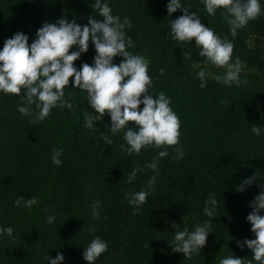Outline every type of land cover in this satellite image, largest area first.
<instances>
[{"label":"trees","instance_id":"obj_1","mask_svg":"<svg viewBox=\"0 0 264 264\" xmlns=\"http://www.w3.org/2000/svg\"><path fill=\"white\" fill-rule=\"evenodd\" d=\"M182 2L201 16L204 25L233 40L232 57L246 62L240 77L247 83L229 86L207 77L206 87H200L197 72L204 68L200 65L204 57L196 53L194 39L189 44L169 35L167 0H109L114 15L130 18L125 33L133 47L128 50L149 61L151 91H163L171 98L170 106L181 122L180 142L146 146L129 155L121 148L123 130L111 133L107 114L93 119L95 128L85 126V115L98 113L88 107L83 91L71 88V77L64 92L73 109L54 107L42 121L30 122L31 116L17 110V105L26 103L22 93L0 91V226H12L15 237L0 238V264H47V254L54 258L58 251L65 257L62 264H88L82 255L84 244L95 236L108 243L95 264H219L228 254L247 264L252 258L251 251L237 247L235 240L253 238L246 216L251 211L249 202L260 190L257 182L243 192L236 187L255 172L264 179V54L249 43L253 36L264 35V0L262 13L236 37L222 15L225 9L209 15L202 0ZM91 12L86 0H0V48L16 31L28 34L31 43L45 20L63 15L83 24ZM181 14L178 10L171 19ZM185 49L193 52L192 58L182 56ZM94 55L89 42L88 51L74 65L91 64ZM253 125L261 126L259 136L251 131ZM104 136L112 143L107 144ZM177 147L185 153L180 160L173 151ZM165 148L169 154L159 159L156 189L141 211L133 214L125 194L144 187L154 175L146 163ZM53 149H62L59 166L52 163ZM133 168L141 171L129 184L127 174ZM21 195L35 196L38 203L32 208L16 207L13 201ZM209 195L218 201L211 221L213 233L201 253L185 258L169 244L171 225L191 229L194 223L209 220L202 213ZM97 199L100 215L93 217L91 204ZM50 213L56 216L51 224L45 219Z\"/></svg>","mask_w":264,"mask_h":264},{"label":"clouds","instance_id":"obj_2","mask_svg":"<svg viewBox=\"0 0 264 264\" xmlns=\"http://www.w3.org/2000/svg\"><path fill=\"white\" fill-rule=\"evenodd\" d=\"M92 12L86 17L87 23H77L76 19L60 16L56 20H45L36 29L29 43V35L23 31H16L11 37L4 40L0 48V91L4 93L23 94L25 104L17 105V110L23 115L32 117L30 122L42 121L51 109L59 106L73 109V104L65 96L64 87L83 91L87 105L99 114V118L106 113L111 120L109 130L116 134L123 130L121 148L131 155L141 151L146 146L160 148L162 145H178L180 142V119L170 106L171 98L163 91L153 94L151 91V77L148 74L149 61L143 55L134 54L128 49L133 47L130 36L126 37L125 29L131 27L130 18L123 19L112 13L109 0H86ZM209 15H215L217 9H225L222 15L229 25L232 37H236L238 30L244 28L250 20L262 13L261 0H202ZM167 13L170 19L171 38L178 42L193 44L198 49L199 57H204L205 63L216 67H223L222 74L209 72L201 68L197 75L201 81L200 87L207 85V77H212L224 85L237 87L247 83L241 79V72L247 67L239 56L232 57L233 40L222 38L209 25L201 22V16L191 11L182 0H167ZM182 14L175 19L171 15L177 11ZM89 42L95 49L92 63L82 62L79 67L74 61L80 59L89 49ZM70 49H72L70 51ZM191 51H182V56L192 58ZM121 57L119 63L114 58ZM163 74L164 69H160ZM23 89V92H22ZM151 92V94H149ZM35 105V109L31 106ZM143 105L142 108L139 106ZM85 126L93 129L96 124L92 116L85 115ZM134 122V123H130ZM251 131L259 136L261 126L253 125ZM103 136V133H101ZM107 144L112 141L103 137ZM175 159L184 156L183 148H173ZM62 149H53L52 163L61 165ZM165 148L152 157L146 167L153 170L152 175L138 191L125 194V199L133 206V214L141 211L148 197L155 191L157 177L160 175L158 162L167 156ZM141 169L133 168L127 174V182L131 184ZM257 182L259 193L249 202L251 211L246 216L250 224L253 238H237V247L245 246L251 251L252 258L247 264H264V179L257 172L243 177L236 187L237 192ZM38 203V198L31 196L25 199L23 195L13 201L16 207L32 208ZM100 201L97 199L91 204L93 217H98ZM218 201L214 195H209L202 205V213L210 219L194 223L191 229L188 226L180 227V223H173L172 251L183 253L185 258L201 253L207 243V237L213 233L211 221L216 218ZM184 217V216H183ZM51 224L56 220L54 213L46 216ZM94 228L90 227L89 232ZM12 226H0V238L4 235L15 239ZM108 248L106 240L95 236L84 244L83 259L88 264L95 261ZM233 253V252H232ZM65 257L57 252L54 258L48 254L47 264H62ZM219 264H245V259L228 254L219 259Z\"/></svg>","mask_w":264,"mask_h":264},{"label":"rangeland","instance_id":"obj_3","mask_svg":"<svg viewBox=\"0 0 264 264\" xmlns=\"http://www.w3.org/2000/svg\"><path fill=\"white\" fill-rule=\"evenodd\" d=\"M249 43L252 46L261 49L262 53L264 54V35L258 34V35L253 36L250 39ZM200 65L203 66L204 68H206L209 72H215V71H223L224 72L225 71V69L223 67L218 68V67H216L210 63H202ZM104 115H106V113ZM98 117H99V114H97L96 116L92 115L93 119L98 118Z\"/></svg>","mask_w":264,"mask_h":264}]
</instances>
